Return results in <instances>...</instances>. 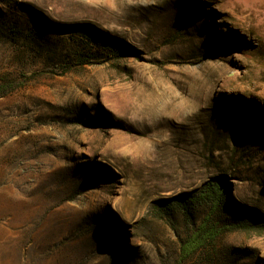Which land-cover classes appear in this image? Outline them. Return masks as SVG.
<instances>
[{
    "label": "rangeland",
    "instance_id": "obj_1",
    "mask_svg": "<svg viewBox=\"0 0 264 264\" xmlns=\"http://www.w3.org/2000/svg\"><path fill=\"white\" fill-rule=\"evenodd\" d=\"M0 264H264V0H0Z\"/></svg>",
    "mask_w": 264,
    "mask_h": 264
},
{
    "label": "trees",
    "instance_id": "obj_2",
    "mask_svg": "<svg viewBox=\"0 0 264 264\" xmlns=\"http://www.w3.org/2000/svg\"><path fill=\"white\" fill-rule=\"evenodd\" d=\"M79 27L81 26H75L74 28L79 29ZM222 182V178H220L218 183L210 184L204 188L202 197L211 201L210 212L203 219L197 230L182 242L180 259L189 258L197 250L205 247L209 242H213L227 228L211 222L213 211L225 194L223 187L219 186Z\"/></svg>",
    "mask_w": 264,
    "mask_h": 264
}]
</instances>
